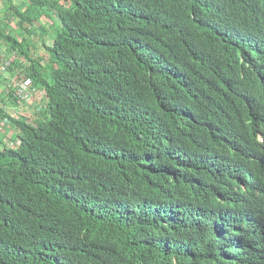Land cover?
Masks as SVG:
<instances>
[{"label":"trees","instance_id":"obj_1","mask_svg":"<svg viewBox=\"0 0 264 264\" xmlns=\"http://www.w3.org/2000/svg\"><path fill=\"white\" fill-rule=\"evenodd\" d=\"M27 1L0 264H264V0Z\"/></svg>","mask_w":264,"mask_h":264},{"label":"rangeland","instance_id":"obj_2","mask_svg":"<svg viewBox=\"0 0 264 264\" xmlns=\"http://www.w3.org/2000/svg\"><path fill=\"white\" fill-rule=\"evenodd\" d=\"M24 4L28 5L30 3L27 0H6V2H5V0H1V2H0V20L5 21V16L11 15V13L13 12V9L10 10L11 5L19 8L20 10H23L22 6ZM41 22H46V25H49V24L54 25L51 23L56 22V20L52 22L47 16H43L41 18ZM1 25H3V24H1ZM8 28L10 30L11 29H13V30L17 29V20L12 18L11 23H10ZM56 28L53 29V31H52L53 33L51 35H53V34L55 35V33L57 31ZM15 31H18V30H15ZM21 33L24 36L26 35V33L23 32L22 30H20V34ZM31 39H36V41H35L36 45L34 46V49H35V52L37 53V55H40V56L44 55L46 49H43L44 48L43 44L44 43L50 44L51 41H50L49 37L47 35L43 36V38L33 36ZM12 60H13V58H9L7 56V54L2 53L0 55V71L2 69L4 70L0 73V94L3 97L7 96L8 99H11V98L13 99V97H17L19 94V89H20L19 84H13L12 85V82L14 80V74H13V72L9 71V66H10ZM25 79L26 78L22 76L21 80H23L24 82H27V80H25ZM31 90H36V88L31 85ZM38 93L40 95L44 96V94L41 91H38ZM35 113H36V111H35ZM35 113L33 112L31 107H28L27 111H24V110L13 111L12 115H14L16 118H31V117H34ZM11 130H12L11 127H6L3 129V126L2 125L0 126V131H1L0 136L3 137V140H5L6 143H9V140L10 139L12 140V138H14L15 131H11ZM10 146H13V144L11 143Z\"/></svg>","mask_w":264,"mask_h":264},{"label":"built area","instance_id":"obj_3","mask_svg":"<svg viewBox=\"0 0 264 264\" xmlns=\"http://www.w3.org/2000/svg\"><path fill=\"white\" fill-rule=\"evenodd\" d=\"M2 71H4V70L2 69L0 71V73ZM13 82H12V85L13 84H19L20 85L18 97H19V99H21L20 100L21 101L20 106L22 107L21 110L25 111L26 103L29 102V95L34 91V90H31V85L33 86V83H32V81H29V80H27V82H24L23 80H20L19 78H16V77L14 78ZM16 110H14V111H16ZM1 125L3 126V129L6 127H10V123L8 121H2L0 123V126ZM0 134H1V131H0Z\"/></svg>","mask_w":264,"mask_h":264},{"label":"clouds","instance_id":"obj_4","mask_svg":"<svg viewBox=\"0 0 264 264\" xmlns=\"http://www.w3.org/2000/svg\"><path fill=\"white\" fill-rule=\"evenodd\" d=\"M19 79H20V78H19ZM20 80H21V79H20ZM16 109H17V110H18V109H22V107H17ZM25 111H27V107L25 108Z\"/></svg>","mask_w":264,"mask_h":264},{"label":"crops","instance_id":"obj_5","mask_svg":"<svg viewBox=\"0 0 264 264\" xmlns=\"http://www.w3.org/2000/svg\"><path fill=\"white\" fill-rule=\"evenodd\" d=\"M0 2H1V0H0ZM5 2H6V0H5ZM2 8V7H1ZM16 108H17V106H16ZM18 110H21V109H18ZM13 131V130H12ZM15 135V134H14Z\"/></svg>","mask_w":264,"mask_h":264}]
</instances>
